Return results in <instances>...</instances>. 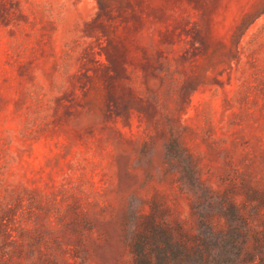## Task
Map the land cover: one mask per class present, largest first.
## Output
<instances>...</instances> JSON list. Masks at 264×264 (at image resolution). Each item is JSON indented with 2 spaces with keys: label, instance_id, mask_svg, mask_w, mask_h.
<instances>
[{
  "label": "rangeland",
  "instance_id": "rangeland-1",
  "mask_svg": "<svg viewBox=\"0 0 264 264\" xmlns=\"http://www.w3.org/2000/svg\"><path fill=\"white\" fill-rule=\"evenodd\" d=\"M163 233L264 264V0H0V264Z\"/></svg>",
  "mask_w": 264,
  "mask_h": 264
},
{
  "label": "trees",
  "instance_id": "trees-1",
  "mask_svg": "<svg viewBox=\"0 0 264 264\" xmlns=\"http://www.w3.org/2000/svg\"><path fill=\"white\" fill-rule=\"evenodd\" d=\"M147 246L153 255L145 251ZM138 264H240L231 249L217 244L189 247L172 236L159 234L150 242L146 237L137 245Z\"/></svg>",
  "mask_w": 264,
  "mask_h": 264
}]
</instances>
